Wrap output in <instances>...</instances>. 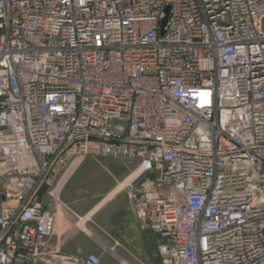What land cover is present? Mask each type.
Returning <instances> with one entry per match:
<instances>
[{
	"label": "built area",
	"instance_id": "2783aa9c",
	"mask_svg": "<svg viewBox=\"0 0 264 264\" xmlns=\"http://www.w3.org/2000/svg\"><path fill=\"white\" fill-rule=\"evenodd\" d=\"M263 20L264 0H0V264L102 263L55 236L88 156L134 163L160 264H264Z\"/></svg>",
	"mask_w": 264,
	"mask_h": 264
},
{
	"label": "rangeland",
	"instance_id": "374dc122",
	"mask_svg": "<svg viewBox=\"0 0 264 264\" xmlns=\"http://www.w3.org/2000/svg\"><path fill=\"white\" fill-rule=\"evenodd\" d=\"M262 28L264 30V20ZM133 166V162L123 159L88 156L67 177L59 193L60 200L69 209H85L86 213L81 215L82 218L88 216L83 226L76 224L77 219L64 223V226H69V239L73 237L67 247L69 252L87 254L94 251L100 256L102 264H160L154 234L147 233L142 238L130 225L121 223L120 216L129 210L125 190L117 194L110 203L103 202L99 206L100 208L105 203L100 211L99 208L93 210L116 182L129 174ZM102 210L109 220L101 225L99 219ZM102 240L114 249L115 255L101 246Z\"/></svg>",
	"mask_w": 264,
	"mask_h": 264
},
{
	"label": "crops",
	"instance_id": "0c3cea01",
	"mask_svg": "<svg viewBox=\"0 0 264 264\" xmlns=\"http://www.w3.org/2000/svg\"><path fill=\"white\" fill-rule=\"evenodd\" d=\"M82 161V160H81ZM80 164V163H79ZM128 175V174H127ZM126 175V176H127ZM126 177H124L123 179H121V180H119V181H117L116 182V184L113 186V188L108 192V193H110L112 190H114L118 185H119V183L121 182V181H123L124 179H125ZM122 192V191H121ZM121 192H116L115 194H114V196L110 199V200H108L109 201V203L111 202V200H113V198L117 195V194H119V193H121ZM108 193L105 195V197L108 195ZM104 197V198H105ZM103 198V199H104ZM102 199V200H103ZM107 202V201H106ZM105 202V203H106ZM127 202H128V204H129V210L127 211V213L124 211V213H123V215L122 216H120V219H121V223H124V224H128V225H130L131 227H132V229L133 230H136L137 231V233L140 235V236H142V238H143V236H145L147 233H152V232H150L149 230H141L140 228H139V226H138V224H137V222H136V220H135V218H134V216H133V213H132V209H131V203H130V200L127 198ZM64 203V202H63ZM104 203V204H105ZM108 203V204H109ZM64 204H66V203H64ZM103 204V205H104ZM107 204V205H108ZM102 205V206H103ZM106 205V206H107ZM67 206V205H66ZM102 206L98 209V211H100V209L102 208ZM106 208V207H105ZM105 208H104V210H105ZM69 209V208H68ZM61 209H59L58 211H57V213H56V215H57V219H56V224H55V236H56V238H58V239H64V243H63V246H62V248H63V250H67V252H69V250L67 249V247H68V244L71 242V239L73 238V237H71L70 239H69V237L71 236L70 235V233H69V226H64V223L66 224L67 222H70L69 221V217H71V214H66L65 212L66 211H64V210H61ZM104 210H102L100 213H102L101 214V217H100V219H99V222H101L100 224L102 225V224H104L105 222H107L108 220H109V218L106 216V214L104 213ZM60 211V217L61 218H59V220H58V212ZM95 212V211H94ZM68 213H74V214H78L80 217H81V215L82 214H85L86 213V211H85V209H79L78 211H76L75 209H69L68 210ZM90 213V212H89ZM84 217V216H83ZM72 218V217H71ZM61 219V220H60ZM69 224V223H68ZM74 225H75V223H73ZM70 225V224H69ZM58 230V231H57ZM153 234V233H152ZM117 240V239H116ZM119 241V240H118ZM90 252H94V251H90ZM75 253H77V252H75ZM81 253V252H80ZM95 253V252H94ZM102 262V261H101ZM102 264V263H101Z\"/></svg>",
	"mask_w": 264,
	"mask_h": 264
},
{
	"label": "bare ground",
	"instance_id": "6f19581e",
	"mask_svg": "<svg viewBox=\"0 0 264 264\" xmlns=\"http://www.w3.org/2000/svg\"><path fill=\"white\" fill-rule=\"evenodd\" d=\"M78 162V160H74V162L72 163V165L70 166V168L67 170V172L65 173V176H64V178L63 179H66L69 175H70V173L72 172V170L74 169V166H75V164ZM130 180V177L129 178H125L123 181H121L120 183H119V185L114 189V190H112L110 193H108V195L102 200V202H100V203H98L94 208H93V210H95V209H97V208H99V206L103 203V202H105V201H108V200H110L113 196H114V194L116 193V192H121V191H123V189H124V186L126 185V183L128 182ZM58 190V189H57ZM56 190V191H57ZM61 210H64V211H66L65 213L66 214H71V217L72 216H74V213H68V210L69 209H61ZM60 210V211H61ZM92 210V211H93ZM60 211L58 212V220H59V218H61L60 216ZM92 213V212H91ZM88 216H86V217H81L80 219H77L76 220V224L77 225H80V226H83V222L85 221V219L87 218ZM61 220V219H60ZM73 220H75V219H73ZM58 231V230H57ZM96 240H98V239H96ZM100 244H101V246L105 249V250H107V251H109L110 253H112V254H114L115 255V252H114V249L112 248V247H110L108 244H107V242L105 241V240H102V241H100ZM120 261H122L123 262V260L120 258L119 259Z\"/></svg>",
	"mask_w": 264,
	"mask_h": 264
}]
</instances>
